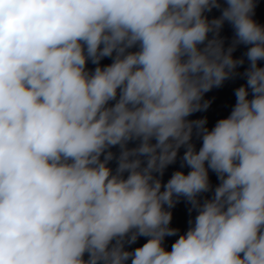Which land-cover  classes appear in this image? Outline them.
Masks as SVG:
<instances>
[{
  "label": "clouds",
  "instance_id": "obj_1",
  "mask_svg": "<svg viewBox=\"0 0 264 264\" xmlns=\"http://www.w3.org/2000/svg\"><path fill=\"white\" fill-rule=\"evenodd\" d=\"M256 7L0 0V264H264ZM235 78L228 116L191 118Z\"/></svg>",
  "mask_w": 264,
  "mask_h": 264
}]
</instances>
